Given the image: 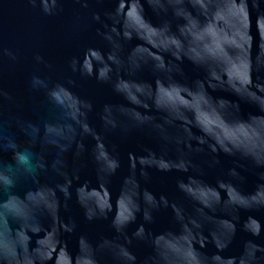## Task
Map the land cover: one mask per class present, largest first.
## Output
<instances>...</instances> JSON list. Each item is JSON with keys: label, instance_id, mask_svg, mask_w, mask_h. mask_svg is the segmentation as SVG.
Here are the masks:
<instances>
[{"label": "water", "instance_id": "water-1", "mask_svg": "<svg viewBox=\"0 0 264 264\" xmlns=\"http://www.w3.org/2000/svg\"><path fill=\"white\" fill-rule=\"evenodd\" d=\"M0 264H264V0H0Z\"/></svg>", "mask_w": 264, "mask_h": 264}]
</instances>
